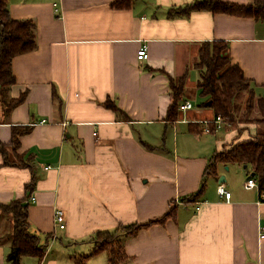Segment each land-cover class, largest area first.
<instances>
[{
	"label": "crops",
	"instance_id": "obj_1",
	"mask_svg": "<svg viewBox=\"0 0 264 264\" xmlns=\"http://www.w3.org/2000/svg\"><path fill=\"white\" fill-rule=\"evenodd\" d=\"M114 1L7 0L11 18L34 21L36 48L13 58L15 83L0 93V142L9 159L18 154L30 164L5 165L0 155V204L25 198L29 229L46 243L39 264H73L78 255H87L83 264H108V251L91 255L94 234L107 230H118L127 255L121 264H264V201L259 186L245 185L254 177L250 168L218 162L216 174L204 178L215 152L250 139L256 127L214 124L197 85L203 69L196 67L203 42L224 40L226 54L262 97L264 22L205 10L169 15L196 0H132L128 9L113 8ZM142 42L145 61L136 58ZM182 76L180 105L192 106L179 105V118L168 122L169 80ZM206 122L219 128L205 133ZM16 126L28 130L12 151ZM203 178L202 192L181 201ZM172 205L165 220L124 235L122 226L159 219ZM58 209L63 229L54 221ZM9 230H0V264H9V240L1 238Z\"/></svg>",
	"mask_w": 264,
	"mask_h": 264
},
{
	"label": "trees",
	"instance_id": "obj_2",
	"mask_svg": "<svg viewBox=\"0 0 264 264\" xmlns=\"http://www.w3.org/2000/svg\"><path fill=\"white\" fill-rule=\"evenodd\" d=\"M132 0H115L112 3L113 8L128 9ZM7 0H0V93L4 92L9 86L15 83V76L12 74V60L15 56L28 53L36 48V34L34 32L35 24L30 18L16 19L11 18L6 4ZM208 11L214 14L225 13L238 17H250L255 21L264 22V0H252L246 4H238L223 0H200L188 3L184 6H178L169 9L171 17L188 15L191 11ZM227 42L224 40H213V42H203L198 53V62L196 67L203 69L201 79L198 81L200 94L207 96L205 103L209 105L216 117H222L224 123L235 124L236 116L233 113L234 96L237 92L246 94L243 119L244 123L253 122L254 126H264V95L256 97L252 89L250 80L244 76V72L238 64L232 63L229 55L226 54ZM184 76L177 79H170L169 86L171 90V103L169 104L165 119L168 122L179 118L180 97L183 91ZM2 100V98H1ZM4 100V99H3ZM2 100V102H3ZM22 97L10 99L7 106L14 107L19 103ZM106 107L112 109L115 113L123 114L120 108L109 99L104 101ZM259 113L258 118L253 117V112ZM128 118V117H127ZM125 118V119H127ZM189 129L193 132L201 131L197 124H191ZM209 131H215L213 123L208 124ZM28 130V126H16L11 130V142L9 147L15 151L19 144V136ZM7 144L0 142V155L3 157V164L12 166L30 167V164L22 155L15 154L14 159H9ZM151 149L153 147L148 146ZM246 165L252 172H255V180L259 191H264V130L257 128L256 132L248 140L238 141L230 148H222L215 152L204 172V178L207 174H216V163ZM25 186V190L30 192L34 185L35 178ZM204 178L200 183V189L192 196L181 198V201H189L193 196L199 195L204 189ZM25 198L13 200L9 203L0 204V221L2 216L8 215L11 228L5 236L9 240V251L6 260L9 264H25L24 259L32 258L39 264L45 255L46 243L41 242L40 236L32 233L29 229L28 207L24 202ZM175 206L172 205L159 219L150 220L145 224H128L121 227L124 235L135 234L136 230L155 221H163L165 217L171 216ZM120 229V228H119ZM118 231V230H117ZM117 231H97L94 235L95 244L91 255L102 250L108 251V264H121L127 257L124 248L121 246V239ZM47 239L49 236L46 237ZM87 255H78L73 260V264H83Z\"/></svg>",
	"mask_w": 264,
	"mask_h": 264
},
{
	"label": "built area",
	"instance_id": "obj_3",
	"mask_svg": "<svg viewBox=\"0 0 264 264\" xmlns=\"http://www.w3.org/2000/svg\"><path fill=\"white\" fill-rule=\"evenodd\" d=\"M136 58L140 61H145V59H147V43L142 42V44L139 46L137 52H136ZM192 104L191 102L186 101L185 103L180 105V109L181 110H186L191 108ZM222 119V117L218 116L216 117V119L213 121L214 124L216 123H220V120ZM44 122V121H43ZM208 124L209 122H206L204 124V127L202 128V130L206 133L209 131L208 129ZM215 127L219 128V125H216ZM46 168H49V166H46ZM245 185L248 187H253L257 185V182L255 180L254 177H250L246 180ZM218 194L220 195H224L225 199H229L230 197V192L228 190L225 189V187H223V185H219L218 189H217ZM260 199L262 201H264V191L260 192L259 195ZM33 199V198H32ZM54 221L56 222V224L58 225V227L60 229H63L65 227V221L63 220V210H56L54 213ZM261 239H264V233H261L259 236Z\"/></svg>",
	"mask_w": 264,
	"mask_h": 264
},
{
	"label": "rangeland",
	"instance_id": "obj_4",
	"mask_svg": "<svg viewBox=\"0 0 264 264\" xmlns=\"http://www.w3.org/2000/svg\"><path fill=\"white\" fill-rule=\"evenodd\" d=\"M234 99H235V101H234V105H233V113L236 116V122L235 123L241 122L240 123L241 126L239 125L240 128H241V127H243V125H245V123L242 122V121H240V120L243 119V114H244L243 113L244 112L243 110H244V106H245V101L247 99L246 98V94H244V92H241V91L240 92H237L236 95L234 96ZM253 113H254L253 114V117L254 118H258L259 117V113H257L256 111H254ZM252 125L254 126V123L253 122H251V124H249V125L247 124V126H244L243 128L247 127V128L250 129V127H252ZM230 127L232 128V125H230ZM260 127H261V130H264V126H260ZM260 127H257L256 126V129L258 128L260 130ZM235 167H236V165H233V167L231 168V170H236ZM4 218L7 219L8 222L10 221L8 215L2 216L1 221H0V223L2 224V227L0 228V230H3V231L9 230L11 228V224H12V223H6L5 221H3ZM23 261H28L29 263H34V260L32 258H26Z\"/></svg>",
	"mask_w": 264,
	"mask_h": 264
},
{
	"label": "water",
	"instance_id": "obj_5",
	"mask_svg": "<svg viewBox=\"0 0 264 264\" xmlns=\"http://www.w3.org/2000/svg\"><path fill=\"white\" fill-rule=\"evenodd\" d=\"M246 165H244L243 167L245 168ZM227 168V167H226ZM251 176H255V172L251 173ZM224 180V176L222 175L221 178L219 179V181Z\"/></svg>",
	"mask_w": 264,
	"mask_h": 264
}]
</instances>
